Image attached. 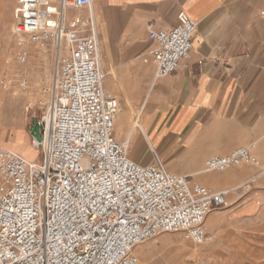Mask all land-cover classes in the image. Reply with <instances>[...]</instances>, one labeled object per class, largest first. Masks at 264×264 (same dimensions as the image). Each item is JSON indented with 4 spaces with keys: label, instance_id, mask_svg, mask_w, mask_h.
<instances>
[{
    "label": "built area",
    "instance_id": "obj_1",
    "mask_svg": "<svg viewBox=\"0 0 264 264\" xmlns=\"http://www.w3.org/2000/svg\"><path fill=\"white\" fill-rule=\"evenodd\" d=\"M92 1L14 0L18 64L27 62L29 46L51 44L53 58L39 98L40 141H31L37 161L0 150V264H137L135 248L159 233L204 244L207 215L227 206L231 189L173 173L156 154L151 163L135 162L127 140L116 138L120 105L104 88ZM196 28L180 11L170 28L148 32L156 78L190 59ZM252 148L209 155L204 169L255 163Z\"/></svg>",
    "mask_w": 264,
    "mask_h": 264
},
{
    "label": "crops",
    "instance_id": "obj_2",
    "mask_svg": "<svg viewBox=\"0 0 264 264\" xmlns=\"http://www.w3.org/2000/svg\"><path fill=\"white\" fill-rule=\"evenodd\" d=\"M95 1L102 9L97 15L103 42L107 49L110 40L125 43L126 58L144 49L146 34L151 43L150 30L173 26L180 11L196 22L190 59L168 76L156 78L153 68L143 121L144 143L150 146L145 151L185 159L180 168L193 172L184 175L198 179L205 157L253 144L256 162L233 166L225 180L230 187L245 180L251 183L248 191L230 195L231 204L207 217L212 216L213 230L226 223L242 228L248 248L263 255L225 257L221 264H264V243L255 236L264 233V0ZM104 50L105 45V64ZM15 146L33 148L24 138Z\"/></svg>",
    "mask_w": 264,
    "mask_h": 264
},
{
    "label": "rangeland",
    "instance_id": "obj_3",
    "mask_svg": "<svg viewBox=\"0 0 264 264\" xmlns=\"http://www.w3.org/2000/svg\"><path fill=\"white\" fill-rule=\"evenodd\" d=\"M13 7L14 0H0V131H4V135L0 133V150L1 145L4 147L2 149L12 150L11 147L15 148L14 146L15 144H17V141L21 140L22 138H24V140L26 139V141L30 144L33 138L30 134V131L33 125L37 122V118L41 110L38 100L39 97H36V102H29L25 98L24 94L31 86V82L33 80V71L25 76V74L23 73V69H21V65L17 64V67H14L12 63L13 60L17 62L15 57V49L10 37V29L14 19ZM94 9L96 10L98 15L102 14L101 5L96 1L94 2ZM72 14H74V12L69 11V15ZM97 32L99 35L98 28ZM146 38L147 34L145 36V39L143 40L145 41L143 43L145 44L144 49L135 51L134 56H131L130 58H126V56L124 57L122 54L125 52L122 48L123 46H125V43L116 44L110 40L107 49V41L101 42L100 40V46H103L104 48L105 45V55L109 60H106L105 64H103L102 61L104 73V88L107 91L112 92L115 96H117V99L119 100L120 110L118 113V117L120 113H126V111L128 112V105L126 104L131 103V107L135 110V112L134 110H131V113L127 115L128 122L130 119L132 121L136 117L143 119V113H145L146 115L145 102L153 76V66L150 61V50L153 47V42L151 41V43H148L146 41ZM32 48V46H29L30 51ZM108 52L111 53L112 58L108 56ZM7 54H10L12 58V60L9 62H7L6 60V58L8 57ZM51 58L53 57L49 54V72L52 66ZM127 61L129 62L127 63ZM112 73L116 75L121 85L107 84V80L105 81V78L109 79L110 76L112 78ZM22 81H27L26 87L22 85ZM13 90L14 92H17V98L15 97V99L12 98V94L14 93ZM22 90H24V93L22 92ZM21 93H23V95ZM128 122L125 129L126 131L117 129L115 126V136L120 141L126 140V132H131L133 129L131 123ZM142 136L144 138L145 134L142 133ZM129 141V143H131L132 139H130ZM127 147L128 154L132 158L129 145ZM142 147H144L145 150L147 149V151H149L144 141L142 143ZM152 150L153 148H150L151 152ZM23 152L24 155L30 160L37 159L39 155V151L26 146L24 147ZM158 154L156 155L164 163L167 170L182 175L193 172L190 169L185 170L180 168L183 165L185 159L182 158L179 162V160L175 158L173 154H161L160 152H158ZM148 155L149 159L141 163L153 162V159L150 156L149 152ZM227 170L228 171L226 172H228V175H224L225 177L224 179H222L220 184H217V182L215 184L203 183L200 180L192 177V175L189 176L194 181L213 189H231L228 195V203L231 204L230 195H237L238 193L242 194L243 192L248 191L247 189H249L251 183L245 182V180L240 181L239 183H237V185L239 184L240 186L241 184L243 186L238 190H234L235 187L239 186L235 185V187H230L225 183V179L230 176L229 174L234 170V168L231 167ZM208 173L210 172H207V174ZM212 173L221 175L223 174V171H213ZM238 225L243 226L244 224ZM210 228L211 227L208 228V236L210 238L208 237L205 243L202 245H197L190 241L184 240L182 234L179 232L159 233L156 236L148 239L147 241L139 244L135 248V256L138 258L141 264H221V260L225 259V257H236L239 259H242L243 256L246 258H263V255L259 250L248 248L247 244L250 242L248 240L249 235L244 234L243 232L245 231H243L242 228L234 227L233 224L227 223L225 224V226L221 227L218 230H213V228ZM255 236L256 239L258 237H261V239L258 238L259 245H261V241L264 243V233L257 234ZM238 244H241L240 249L235 248V246ZM180 245H183L184 249L179 250L178 248L180 247ZM192 247L198 248L201 251L200 255H202H190L191 253H189V250Z\"/></svg>",
    "mask_w": 264,
    "mask_h": 264
},
{
    "label": "bare ground",
    "instance_id": "obj_4",
    "mask_svg": "<svg viewBox=\"0 0 264 264\" xmlns=\"http://www.w3.org/2000/svg\"><path fill=\"white\" fill-rule=\"evenodd\" d=\"M94 15L97 16V13L95 12V9H94V0L92 1V11ZM65 14L67 16H69V12L66 11ZM73 15V14H72ZM98 21H99V17L97 16V28H98ZM6 22V21H5ZM4 22V23H5ZM7 23V22H6ZM5 23V24H6ZM12 26V25H11ZM4 27V26H3ZM3 33V32H2ZM4 34V33H3ZM98 37L100 38L99 39V42L101 40V42H103V36L102 34H99ZM101 45V43H100ZM50 47V48H49ZM102 47L100 46V63L102 65V61H103V55H102ZM8 51V50H7ZM52 56L53 57V49H52V46L51 44H48V46H45L43 48H35L33 47L31 49V51L29 50V56H28V59H27V62L23 65H21V69H23V73L25 74V76H27L28 74H30L32 71H33V80L31 82V86L30 88L24 93L22 90V92L25 94V98L30 102H33L35 101L36 97H39L40 100L44 99V95H42V93L44 92L45 88L48 86L49 82H50V72H49V66L48 65L49 61H48V56ZM7 62L11 61L12 58H11V55L7 54ZM52 59V58H51ZM13 66L14 67H17V64L18 62H15L13 60ZM11 63V65H12ZM16 64V65H15ZM103 64H104V61H103ZM103 68V66H102ZM12 69V68H11ZM114 73V72H113ZM112 73V74H113ZM103 77H104V73H103ZM113 78V79H112ZM112 78L111 76L108 78H105V81L107 82V84H116V85H119V79L116 77V75H112ZM6 82V80H5ZM13 83V82H12ZM26 84H27V81H22V85L24 87H26ZM121 85V84H120ZM7 86V84H6ZM137 86V85H136ZM122 88V87H121ZM23 89V88H21ZM17 91V90H15ZM14 92V90H13ZM20 92V91H19ZM17 92H14L12 94V98L15 99L16 97V94ZM23 93H21L23 95ZM17 98V97H16ZM26 100V101H27ZM39 100V99H38ZM127 101V100H125ZM36 102V101H35ZM131 102V101H130ZM130 104V105H129ZM129 104H126L128 105V112L126 111L123 112V113H120L119 114V117L117 116L116 120H115V126L117 129H121L122 131H126V126H127V122H128V114L131 113V110H134L132 107H131V103ZM135 112V110H134ZM143 119L141 118H135L131 121V119L129 120V122L131 123L133 129L131 132H126V136H127V142H128V145H129V149L131 151V154H132V158L135 162H144L146 160H148V154L147 152L145 151L144 147H142V143L144 141V138L142 136V133L145 134V136L147 135V132H146V129H145V126L143 124V121H144V118H145V113H143ZM134 116V115H132ZM128 122V123H129ZM0 133H2L4 135V131L1 130ZM129 138V139H128ZM146 138V137H145ZM130 139H132L131 143H129ZM142 142V143H141ZM31 144V143H30ZM148 144V143H147ZM32 145V144H31ZM15 148L11 147V149H8V150H11L13 152H16L18 153L19 155H24V152L22 149L20 148H16V146H14ZM150 147V146H149ZM148 147V148H149ZM4 148L2 145H1V149ZM34 148V147H33ZM15 150V151H14ZM127 152H128V147H127ZM130 153V152H129ZM154 153L151 152V155L153 156ZM25 156V155H24ZM23 157V156H22ZM26 157V156H25ZM26 159V158H25ZM38 159V158H37ZM37 159L35 160H32V161H37ZM30 161V160H29ZM202 171H204L203 175L201 178H198V180H200L201 182L203 183H212V184H215L217 182V184H220L222 179H224L225 176L228 175V170H224L223 171V176L219 175V174H216V173H212L213 170H206L204 169V166L202 167ZM207 172H210L207 174ZM226 172V173H225ZM230 173V172H229ZM225 175V176H224ZM226 180V179H225ZM3 187L0 186V193L2 192V189ZM208 216V215H207ZM211 218V220H210ZM208 219V217L206 218V221H205V225H207V229L209 227H213L214 225V222H212V216ZM210 228V229H211ZM210 238V237H209ZM164 240V239H163ZM198 245V244H197ZM179 250H182L184 249V246L183 245H180V247L178 248ZM203 252V251H202ZM189 253H191L190 255L194 256V255H198V256H201L200 253L201 251L198 249V248H195V247H192L190 250H189ZM204 254V253H203ZM143 255V254H142ZM148 255V254H146ZM207 255V254H206ZM144 256V255H143ZM209 256V255H208ZM146 257V256H145ZM192 258V257H191ZM210 258V257H209ZM141 264V262L138 260L137 258V264Z\"/></svg>",
    "mask_w": 264,
    "mask_h": 264
},
{
    "label": "water",
    "instance_id": "obj_5",
    "mask_svg": "<svg viewBox=\"0 0 264 264\" xmlns=\"http://www.w3.org/2000/svg\"><path fill=\"white\" fill-rule=\"evenodd\" d=\"M30 134H31V136H32L34 139H36L37 141H40V136H39V124H38V122H36V123L33 125L32 129H31V131H30Z\"/></svg>",
    "mask_w": 264,
    "mask_h": 264
}]
</instances>
